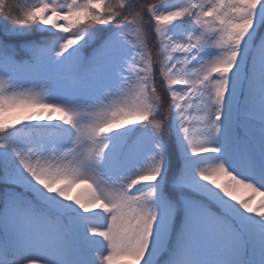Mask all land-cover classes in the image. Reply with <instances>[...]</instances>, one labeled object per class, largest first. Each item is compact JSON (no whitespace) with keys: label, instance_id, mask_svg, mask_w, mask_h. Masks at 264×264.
<instances>
[{"label":"snow or ice","instance_id":"1","mask_svg":"<svg viewBox=\"0 0 264 264\" xmlns=\"http://www.w3.org/2000/svg\"><path fill=\"white\" fill-rule=\"evenodd\" d=\"M0 264H264V0H0Z\"/></svg>","mask_w":264,"mask_h":264},{"label":"rangeland","instance_id":"2","mask_svg":"<svg viewBox=\"0 0 264 264\" xmlns=\"http://www.w3.org/2000/svg\"><path fill=\"white\" fill-rule=\"evenodd\" d=\"M175 2H179V0H175ZM74 191H75V190H74ZM260 199H261L260 195L257 194L256 197H255V200L253 201V203L258 202Z\"/></svg>","mask_w":264,"mask_h":264},{"label":"trees","instance_id":"3","mask_svg":"<svg viewBox=\"0 0 264 264\" xmlns=\"http://www.w3.org/2000/svg\"><path fill=\"white\" fill-rule=\"evenodd\" d=\"M13 2H15V0H13ZM31 2H34V0H20L21 4L31 3Z\"/></svg>","mask_w":264,"mask_h":264}]
</instances>
